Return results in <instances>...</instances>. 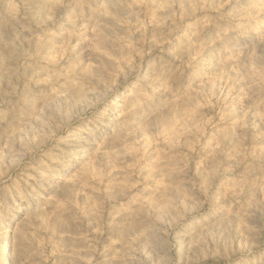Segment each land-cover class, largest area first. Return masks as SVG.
Returning <instances> with one entry per match:
<instances>
[{"label":"rangeland","instance_id":"374dc122","mask_svg":"<svg viewBox=\"0 0 264 264\" xmlns=\"http://www.w3.org/2000/svg\"><path fill=\"white\" fill-rule=\"evenodd\" d=\"M0 264H264V0H0Z\"/></svg>","mask_w":264,"mask_h":264},{"label":"bare ground","instance_id":"6f19581e","mask_svg":"<svg viewBox=\"0 0 264 264\" xmlns=\"http://www.w3.org/2000/svg\"><path fill=\"white\" fill-rule=\"evenodd\" d=\"M6 247H2V249L1 250H4Z\"/></svg>","mask_w":264,"mask_h":264}]
</instances>
